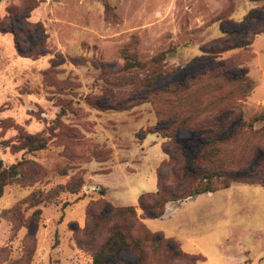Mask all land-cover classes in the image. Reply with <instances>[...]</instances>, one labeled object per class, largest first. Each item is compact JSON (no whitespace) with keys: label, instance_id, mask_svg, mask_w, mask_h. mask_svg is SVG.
Masks as SVG:
<instances>
[{"label":"rangeland","instance_id":"374dc122","mask_svg":"<svg viewBox=\"0 0 264 264\" xmlns=\"http://www.w3.org/2000/svg\"><path fill=\"white\" fill-rule=\"evenodd\" d=\"M31 1L37 7L22 27L29 1L0 0V26L22 30L23 51L36 53L38 42L45 41L43 56L21 58L12 34L0 31V160L9 166L29 159L40 167L37 183L6 186L0 197V264H92L91 255L102 237L92 244L82 241L88 214L106 218L111 207L121 206H135L140 214L138 197L155 192L156 169L167 160L161 146L168 141L152 129L167 128L172 121L169 112L180 106L190 124L198 121L206 113L197 111L216 94L202 90L182 104H158L161 113L157 114L150 102L140 101L145 90L119 91L103 80L97 67L118 73L126 52H134L141 62L163 53L165 74L156 88L181 82L211 65L212 51L220 46L213 42H235L249 36L255 24H264V0ZM9 8L12 11L7 12ZM247 15L255 20L245 22ZM224 32L230 36L225 38ZM216 58L229 59L233 75L239 74L240 62L248 69L253 90L237 100L244 120L263 112L264 34L253 38L249 50H232ZM106 91L128 108L101 111L88 103L111 105ZM62 107L65 111L57 118ZM57 119L65 129L51 133ZM263 124H253V133L245 131L244 147L262 138L258 131ZM15 127L26 135L47 137L46 148L34 153L17 150ZM69 130L85 144L82 151L79 147L65 151L61 140L68 139ZM177 136L188 168L195 169L193 160L203 138L188 128L179 129ZM104 149L110 150L109 156L99 162L91 152ZM81 153L85 160L78 159ZM262 158L264 148L259 147L240 171L253 170ZM59 169H67V174L59 175ZM75 174L84 182L79 193L60 194L56 203L35 207L24 202L31 193L46 194ZM144 223L152 232L176 241L182 252L203 256L205 261L198 264H264L260 186L233 183L214 194L169 205L162 217ZM134 262L133 253L118 251L107 264Z\"/></svg>","mask_w":264,"mask_h":264},{"label":"trees","instance_id":"16d2710c","mask_svg":"<svg viewBox=\"0 0 264 264\" xmlns=\"http://www.w3.org/2000/svg\"><path fill=\"white\" fill-rule=\"evenodd\" d=\"M22 15V27L27 24L30 12L37 7L35 1L28 0ZM12 11L10 8L7 12ZM10 13H7V18ZM255 20L247 15L244 21ZM0 31L10 33L13 36L15 51L21 58H32L43 56L45 52V41L38 42V52L23 51L19 45L20 35L10 28L1 27ZM264 34V24H255L250 29L249 36L243 37L235 42L216 40L214 44H220L212 51V63L203 71L186 77L183 81L156 88V81L164 76L163 53L141 62L134 52H126L123 56V64L119 72H107L106 69L97 67L101 71L102 78L108 85H114L119 91L133 87L145 90L140 101L150 102L156 113L160 114L159 106L177 105L184 103L189 97L202 90L215 92L214 100L208 105L201 107L200 111L206 113L198 121L189 123L183 109L178 107L169 112L168 117L172 119L167 128L152 129L168 142L163 143L161 150L167 156V160L161 162L156 169V190L154 193H144L138 197L137 213L135 206L111 207L110 214L106 218H100L93 212L88 214L83 229L82 241L92 244L97 237H102V242L91 255L92 264H107L118 251L133 253L135 262L133 264H198L204 262L201 255H190L180 250L179 245L173 239H168L161 234L152 232L143 222L145 219H157L163 216L167 206L183 202L202 194H214L228 189L233 183L260 186L264 189V158L260 159L251 171L240 170L253 158L257 148H264V124L258 131L262 138L248 147L243 145L242 136L247 129L253 133V124L264 123V111L254 114L250 120H244L241 104L237 100L247 97L253 90V81L248 76L247 67L238 65L239 74L230 73V60L218 59L221 53L232 50H249L255 36ZM225 38L230 36L224 32ZM248 37V38H247ZM211 52V51H210ZM49 71L45 72L48 73ZM106 97L111 105L104 107L94 100L89 104L97 110L124 111L128 108L127 103L117 102L115 95L106 91ZM127 100L126 102H128ZM115 103V104H114ZM164 103V104H163ZM159 104V106H158ZM215 110H211V107ZM63 107L57 114V118L63 115ZM65 126L59 119L55 121L54 129ZM18 134L17 150L34 153L46 148L48 139L42 134L26 135L21 133L20 128L15 127ZM188 128L198 132L203 141L193 164L195 169L188 168V160L184 156V147L178 141L177 131ZM67 140L61 143L68 152H75L74 148L83 150L84 143L80 142L77 132L69 130ZM249 144V143H248ZM97 149L98 146L95 145ZM66 153V154H67ZM109 149L93 150L91 154L99 162L108 158ZM77 155V154H76ZM78 159L85 160L81 153ZM59 175L65 176L67 169H59ZM40 175V167L32 160L22 159L14 164L5 166L0 160V197L4 188L9 185L32 186L37 183ZM84 182L80 174H75L63 185L56 186L46 194L33 192L25 200L29 207H35L39 203L53 204L57 202L60 194H77L81 191ZM99 203L107 205L104 200ZM128 264V263H121Z\"/></svg>","mask_w":264,"mask_h":264},{"label":"crops","instance_id":"0c3cea01","mask_svg":"<svg viewBox=\"0 0 264 264\" xmlns=\"http://www.w3.org/2000/svg\"><path fill=\"white\" fill-rule=\"evenodd\" d=\"M209 195H211V194H209ZM145 220H147V219H145ZM143 222H144V220H143Z\"/></svg>","mask_w":264,"mask_h":264}]
</instances>
